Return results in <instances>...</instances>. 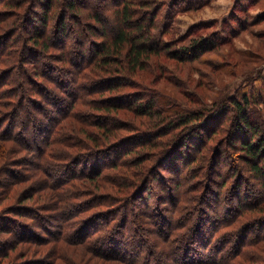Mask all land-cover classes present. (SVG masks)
<instances>
[{
  "label": "trees",
  "instance_id": "16d2710c",
  "mask_svg": "<svg viewBox=\"0 0 264 264\" xmlns=\"http://www.w3.org/2000/svg\"><path fill=\"white\" fill-rule=\"evenodd\" d=\"M168 1L0 0V264H264V192L244 202L229 166L203 180L229 140L263 187L264 98L156 88L228 38L213 20L176 36Z\"/></svg>",
  "mask_w": 264,
  "mask_h": 264
},
{
  "label": "rangeland",
  "instance_id": "374dc122",
  "mask_svg": "<svg viewBox=\"0 0 264 264\" xmlns=\"http://www.w3.org/2000/svg\"><path fill=\"white\" fill-rule=\"evenodd\" d=\"M237 1L239 2L238 8L235 7L237 6L236 0H169L168 4L161 9V23L171 26L172 32L175 31L176 36L185 33L190 25L213 20V28L212 26H209V28L212 30L216 29L217 31L212 33L210 37L215 38L218 36V33L222 37H228L225 40L226 42L212 47L209 51L199 55L197 57L198 59L186 63L184 70L180 68L181 66L179 62L178 70L177 68H174L172 63L169 70L170 73H172L170 76L174 74V71L175 75L176 73H179V88H175V86L170 83L162 87L161 82L156 84V88L165 91H162L164 95L169 94L170 97H173L174 100L177 101L179 100V92L180 98H182L184 90H188L190 92L193 91L196 96L201 95L202 99L205 96V101L207 102H210L213 97L221 96L224 93L232 94V96L237 93L238 99H240L241 94L244 95L246 93L250 98H255L258 93H261L264 98V94L262 93L264 92V0H256L251 6L249 5V7L243 11L241 10V7L246 4L247 1ZM234 7L236 8L235 10H233ZM231 11L241 20L239 25L235 22L236 20L233 21L235 24L234 26L238 27L233 34L229 31L234 28L228 19ZM255 17L260 18L255 20ZM107 22L109 25L114 24V21L109 17H107ZM201 83L202 85L198 86ZM30 89L32 90L33 87L30 86L29 90ZM40 101L44 102L45 100L41 98ZM30 108L32 110V106ZM259 108L262 110V105H259ZM20 113L23 114L22 109L20 110ZM262 118H264V115ZM233 126V124L231 126V123L230 125L228 124L227 130L229 131L225 134L227 138H229V135L237 134V130H232ZM226 141L220 146L221 149H226L222 156V158L226 160L224 163L225 166L219 170L220 172L215 170L209 172L207 175L206 171H203V180L206 181L208 179L207 183L210 185L212 184L215 189L219 188V183L223 180L222 177L226 175L224 171L229 166V174H232V172L234 174V176L228 177L229 181L239 179V182L242 183L241 187L243 189L256 190L253 195L246 194L248 195V198H245L244 202L249 201V198H261L264 192V185L262 187L260 184L261 182L257 179L250 178L252 175L248 174V167H246L247 163L240 155L241 152H243L242 149L234 150L230 141ZM214 143L215 142L213 141V144ZM227 158L228 160L233 161V167L228 165ZM238 169H240L238 172L241 173V177L238 175V172H236ZM220 173L224 174L221 175ZM163 175L169 176L170 173L165 172ZM151 183H153L154 189L161 194V186L158 185L157 181H151ZM18 186L23 185L19 184ZM225 189H227V191ZM224 190V193L222 191L219 195L218 200L222 199V201H224L226 194V197H228V190L233 189H228L224 186ZM236 196L237 195L232 196L231 199L237 203L239 199H237ZM40 199L37 201L41 202ZM159 206L164 207L165 205L161 204ZM223 207V203L219 202L217 210L221 212ZM129 208L131 209L133 207L130 205ZM162 210L165 211L163 208ZM208 210L211 212L212 208ZM133 211L137 217L146 221L144 223L147 232L146 236L149 235V232L151 231H153V234L150 235L151 237L159 236L153 217L149 218L150 220H147L145 217V215H147V210L140 209V207L136 205V208ZM189 223L190 222H188V224ZM33 226L37 227L36 224H33ZM50 228L53 229L55 227L52 226ZM36 230L41 233L40 230ZM1 238L16 240L18 237H16V235L4 233V235L1 234Z\"/></svg>",
  "mask_w": 264,
  "mask_h": 264
}]
</instances>
